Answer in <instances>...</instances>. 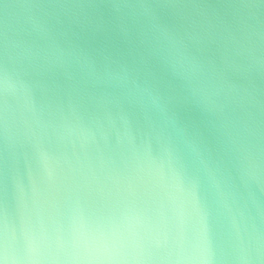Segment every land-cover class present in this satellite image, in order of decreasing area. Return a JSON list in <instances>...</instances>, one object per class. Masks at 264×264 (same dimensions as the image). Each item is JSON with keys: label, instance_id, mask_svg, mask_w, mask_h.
Listing matches in <instances>:
<instances>
[{"label": "clouds", "instance_id": "clouds-1", "mask_svg": "<svg viewBox=\"0 0 264 264\" xmlns=\"http://www.w3.org/2000/svg\"><path fill=\"white\" fill-rule=\"evenodd\" d=\"M0 264H264V0H0Z\"/></svg>", "mask_w": 264, "mask_h": 264}]
</instances>
